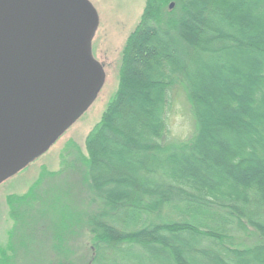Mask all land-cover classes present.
I'll return each instance as SVG.
<instances>
[{
	"label": "trees",
	"instance_id": "16d2710c",
	"mask_svg": "<svg viewBox=\"0 0 264 264\" xmlns=\"http://www.w3.org/2000/svg\"><path fill=\"white\" fill-rule=\"evenodd\" d=\"M84 148L7 196L0 264H264V0H145Z\"/></svg>",
	"mask_w": 264,
	"mask_h": 264
},
{
	"label": "water",
	"instance_id": "95a60500",
	"mask_svg": "<svg viewBox=\"0 0 264 264\" xmlns=\"http://www.w3.org/2000/svg\"><path fill=\"white\" fill-rule=\"evenodd\" d=\"M97 26L87 0H0V184L91 104L104 77Z\"/></svg>",
	"mask_w": 264,
	"mask_h": 264
},
{
	"label": "rangeland",
	"instance_id": "374dc122",
	"mask_svg": "<svg viewBox=\"0 0 264 264\" xmlns=\"http://www.w3.org/2000/svg\"><path fill=\"white\" fill-rule=\"evenodd\" d=\"M98 16V26L90 41L91 57L103 72V82L97 90L91 104L76 118L49 147L26 165L24 169L0 184V247L8 241V232L12 222L9 219L6 198L9 195L25 193L46 171H56L61 165V155L66 145L76 146L85 156L84 142L88 133L99 122L109 101L114 96L118 85L121 52L126 39L137 26L145 0H87ZM175 107L169 120V130L173 137L185 138L192 131L190 116L187 114L185 100L176 98ZM39 242L31 243L28 253H20L18 261L13 264H39ZM89 245L86 246V248ZM84 247V246H83ZM85 248L84 263L87 262Z\"/></svg>",
	"mask_w": 264,
	"mask_h": 264
}]
</instances>
